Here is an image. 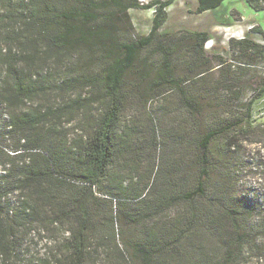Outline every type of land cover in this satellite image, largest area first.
I'll use <instances>...</instances> for the list:
<instances>
[{
  "label": "trees",
  "instance_id": "16d2710c",
  "mask_svg": "<svg viewBox=\"0 0 264 264\" xmlns=\"http://www.w3.org/2000/svg\"><path fill=\"white\" fill-rule=\"evenodd\" d=\"M171 1L149 0L144 3L140 0H26L23 3L20 0L19 4L25 9L19 11L16 20L18 32L13 37L10 32L15 29L7 25V15L4 17L0 8V40L16 41L18 53L11 52L9 47L6 53L0 54V60L4 61L6 67L5 80L0 84V105L9 109L8 120L0 126V141L5 133L12 130L22 135L18 140H24V143L13 147L14 156L6 153L0 144V163L3 166L8 164V168H4V174L0 176L4 178L0 185L2 253H8L12 246V225L5 222L3 202L7 201L6 196L13 187L27 189L29 193L31 190L30 196L34 195L35 201L39 196L43 198L45 195L46 199L50 195H64L61 196L59 205L55 202L57 209L52 211L54 216L48 218L39 215V208H31L22 194L18 203L19 209L10 218L16 226H22L25 219L30 221L35 215L46 224L56 221L66 225L67 234L63 240L62 254L59 257H38L34 260L36 264H97V257L94 258L95 248L103 245L106 246L105 264H181L174 259L179 253L186 259L187 253L181 250L184 239L192 251L194 240L198 238L197 230L206 228L214 231L218 226L217 217L220 212H214V207L221 206L230 212H236L232 208V195L229 190L218 187L216 183H204L208 169L213 167V162L205 156V152L217 130L208 129L201 135L200 150L203 156H200L199 171L195 173V178H191V185L178 183L176 175L181 167V158L174 157L167 161V175L159 186V167L151 165L146 168L139 163L133 149L134 129L129 124L123 125V110L130 96L126 76L131 71L136 80L131 89L132 94L141 97L144 104L172 91H178L181 106L192 110L198 106L195 97L186 90V85L208 73L211 67H204L193 77H175L171 59L174 45L169 50L168 45L157 44L156 48L162 50V60L159 63L152 64L149 57L141 55L142 51L152 45L154 34L165 21V9ZM222 1L196 0L195 12L216 8ZM246 2L254 9L264 8V0ZM9 3L5 4L10 6ZM132 8L152 10L151 26L148 34L125 39L118 34V24L123 20L128 23L127 11ZM236 19L240 20L242 17L237 14ZM249 30L257 32L264 40V32L258 24ZM188 36L193 39L190 47L197 53L202 52L208 32L190 31ZM262 42L252 40L247 35L229 40V46L239 51V59L248 58L244 62L248 66L238 64L240 68L255 63L249 58L251 54L257 53L264 57V41ZM15 55L22 62L18 66L17 62L13 64L11 61ZM72 55H76L78 63L68 70V74L61 77V84L55 87H60L64 92L88 88L91 89L90 94L79 93L74 98H67L61 106L56 105L43 112L17 111L16 108L24 99L38 94L43 90V84L53 78V74L43 71L46 61L51 60L56 64ZM94 56L100 65L97 71L91 72L78 66L81 61L84 63L88 57ZM44 60L46 61L42 66ZM138 84H141V88L143 84L145 90L140 91ZM227 85L228 88L231 87V84ZM239 93L235 91L234 96L238 98ZM256 94L264 98V75L259 80ZM253 97L249 96L244 104L245 118L238 117L233 122L222 124L218 128L219 133L229 131L251 117V107L255 99ZM92 104H98L92 122L84 125L82 134L71 144L61 142L59 135L49 138L38 130L39 125L50 118L55 120L61 117V110L67 113L80 112ZM65 108H68L67 111ZM153 123L150 143L153 148L160 149L161 143L155 134L156 123ZM236 130L243 131L245 128L238 127ZM231 138H227L228 144L234 142V138L233 141ZM156 160L159 161V157ZM128 176L130 180H127ZM76 185L80 189L79 193L67 197V190ZM206 186L211 187L208 192L205 191ZM97 201H107L110 206L106 216L107 226L105 222L102 227L96 225L94 216L98 213L94 214L93 210L97 208ZM181 201L186 207L176 209L168 221L159 220L160 213L177 206ZM112 207L115 209L113 214ZM231 219L235 221L234 217ZM122 224L126 227L125 231L121 228ZM101 229L103 235H98ZM218 233L215 236L217 238ZM199 252V257L207 259L202 256V250ZM229 252L227 249V253Z\"/></svg>",
  "mask_w": 264,
  "mask_h": 264
},
{
  "label": "rangeland",
  "instance_id": "374dc122",
  "mask_svg": "<svg viewBox=\"0 0 264 264\" xmlns=\"http://www.w3.org/2000/svg\"><path fill=\"white\" fill-rule=\"evenodd\" d=\"M140 1L146 3L149 0ZM8 2L10 6L6 5ZM19 2L20 0H2L0 3L3 16L7 15L5 17L7 25L15 29L10 32L11 37L18 32L16 20L19 11L25 9ZM21 2L24 3L26 0H21ZM195 8L196 0H172L165 9V21L154 34L152 45L142 51L141 55L149 57L152 64L159 63L162 60V50L156 48L157 44L168 45L169 50L174 45L171 59L174 65L172 72L175 77H193L204 67H211L208 73L189 81L186 85V90L198 102L197 108L192 110L181 106L178 91H172L144 104L141 97L132 94L131 89L136 80L131 71L126 76L130 96L123 110L125 117L123 125L129 124L134 129L133 149L137 153L139 163L146 168L151 165L159 167L157 179L159 186L167 175L165 171L167 161L174 157L181 158V167L176 175L178 183L191 185V178H195V173L199 171L200 156H203L200 150L201 135L208 129H215L218 132L222 124L233 122L238 117L244 119V104L247 103L249 96H254L251 117L238 126H233L229 131L216 132L205 152V156L213 162V167L208 169V174L204 178L205 185L216 183L218 187L229 190L232 195V208L236 212H230L221 206L214 207V212H220V217H217L219 218L218 226L214 228V231L206 228L197 230L198 238L194 240L192 251L189 243L184 239L181 250L187 253L186 259L180 253L177 258L173 259L180 261L181 264H191L193 261L196 262L195 264H264V98L256 94L259 80L264 75V57L257 53L256 55L251 54L249 58L255 63L249 67L240 68L238 64L244 65V62H247L245 59L248 58L239 59V51L229 46L230 39L240 38L243 35L260 43L264 41L260 34L249 30L250 27L258 24L264 32V8L254 9L247 4L246 0H223L218 7L201 13H196ZM127 12L129 21L128 23L125 20L119 22V36L134 39L138 35L148 34L152 10L132 8ZM237 14L242 19L237 20ZM199 30L207 31L209 36L205 45L202 46V52L197 53L190 47L193 39L188 36V32ZM15 42L0 40V54L6 53L9 47L11 52L18 54ZM18 59V55H15L11 61L13 64L17 62L18 66L22 63ZM5 63L8 62L5 61ZM76 63H78L76 55L67 57L56 64L51 60L46 61L43 71L53 74V78H49L50 82L43 84V90L38 94L24 99L19 107L16 106V110L25 113L43 112L56 105L61 106L67 98H74L79 93L90 94L91 89L88 88L64 92L60 87H55L61 84V77L68 74V70ZM80 63L81 65H78L80 68L85 67L91 72L97 71L100 67L96 56L88 57L84 63L82 61ZM5 68L4 61L0 60V84L5 80ZM227 84H231V89ZM46 86L48 87L45 88ZM138 87L140 91L145 90L143 84L142 88L141 84L140 86L138 84ZM235 91L240 92L238 98L234 96ZM97 107L98 104H92L83 111L69 113L61 110V117L55 120L50 118L47 122L40 124L38 130L49 138L59 135L61 142L66 145L71 144L82 134L84 125L92 122ZM67 109L64 110L67 111ZM8 111V108L0 105V126L8 120ZM153 121L156 123L155 134L161 143L160 149L153 148L150 143ZM48 122L50 127H48ZM238 127H243L245 130L237 131ZM21 136L18 131L12 130L1 138L0 144L10 156H14L13 147L16 144L24 143L23 139L18 140ZM229 137H232V141L234 138L231 144L227 143ZM156 157H159V161ZM13 159L16 160L15 157ZM1 160L2 157H0V162ZM4 168H8V164L3 166L0 163V176L4 174ZM128 175L131 176V174ZM130 176L127 180H130ZM3 182L4 178L0 177V185ZM71 187L72 189L67 190V197H72L80 191L78 185ZM210 189L211 187L206 186L205 191L208 192ZM30 193L27 189L13 187L6 196L7 201L3 202V210L6 211L4 213L5 222L12 225L13 235L10 251L6 254L0 251V264H36L34 261L36 258L59 257L64 250L66 225L56 221L46 224L41 222L36 215L30 221L25 219L22 226H16L10 221L14 211L19 209L18 203L22 199V194L31 208H39L37 209L39 215L48 218L54 216L52 211L57 209L55 202L57 201L59 205L62 200L61 196H64L59 193L58 196L55 195L56 197L50 195L45 199L44 195L43 198L39 196L35 201L34 195L31 197ZM96 207L93 210L94 214L98 213L94 216L95 222L97 221L96 225L102 227L105 222L107 226L106 216L110 211L109 204L107 201H97ZM180 207H186L183 201L160 213L159 220L168 221V218ZM35 213L36 210L33 214ZM113 213H115L114 207H112ZM231 217H234L235 221H232ZM121 228L126 230L123 224ZM216 233L219 234L218 238L215 237ZM98 235H103L102 229L99 230ZM220 238L222 241L219 242ZM95 249L96 263L105 264L106 246ZM227 249L230 250L229 253ZM199 250L204 252L201 255L206 256L207 259L199 257ZM111 257L114 258V256Z\"/></svg>",
  "mask_w": 264,
  "mask_h": 264
},
{
  "label": "clouds",
  "instance_id": "9594fccd",
  "mask_svg": "<svg viewBox=\"0 0 264 264\" xmlns=\"http://www.w3.org/2000/svg\"><path fill=\"white\" fill-rule=\"evenodd\" d=\"M206 43V42H205Z\"/></svg>",
  "mask_w": 264,
  "mask_h": 264
}]
</instances>
